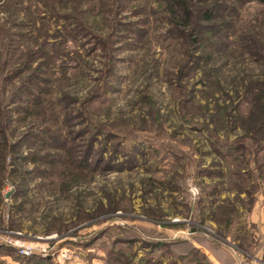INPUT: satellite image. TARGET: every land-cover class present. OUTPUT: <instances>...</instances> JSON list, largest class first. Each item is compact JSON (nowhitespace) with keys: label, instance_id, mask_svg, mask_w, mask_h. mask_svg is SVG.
<instances>
[{"label":"rangeland","instance_id":"rangeland-1","mask_svg":"<svg viewBox=\"0 0 264 264\" xmlns=\"http://www.w3.org/2000/svg\"><path fill=\"white\" fill-rule=\"evenodd\" d=\"M187 1L0 0V264L264 259V4Z\"/></svg>","mask_w":264,"mask_h":264},{"label":"trees","instance_id":"trees-1","mask_svg":"<svg viewBox=\"0 0 264 264\" xmlns=\"http://www.w3.org/2000/svg\"><path fill=\"white\" fill-rule=\"evenodd\" d=\"M238 2H258V3H262L264 4V0H235ZM177 6H183V7H188V1L187 0H170L169 2V7L171 8V10H175V7ZM217 6L219 5H214L211 7H208V9H206V11L203 13V19L206 20L207 22H212L215 18L216 15V8H218ZM186 21H182L180 19H178V17H175V23L177 24H182L184 26H187L188 24L185 23ZM196 38V36H195ZM92 145L89 147V149H91ZM23 256V255H21ZM25 257V256H24ZM27 257V256H26ZM33 258H36V261L40 264H47V260L39 257V256H33Z\"/></svg>","mask_w":264,"mask_h":264},{"label":"built area","instance_id":"built-area-1","mask_svg":"<svg viewBox=\"0 0 264 264\" xmlns=\"http://www.w3.org/2000/svg\"><path fill=\"white\" fill-rule=\"evenodd\" d=\"M37 250H39L42 255H47V249L46 246L37 247L31 244L24 245L19 248V253L23 256H30L34 254ZM237 264H264V259L262 257H246L244 255H241L238 259Z\"/></svg>","mask_w":264,"mask_h":264}]
</instances>
